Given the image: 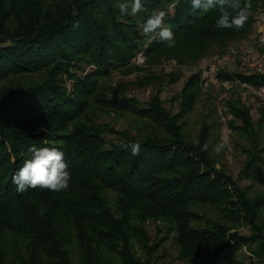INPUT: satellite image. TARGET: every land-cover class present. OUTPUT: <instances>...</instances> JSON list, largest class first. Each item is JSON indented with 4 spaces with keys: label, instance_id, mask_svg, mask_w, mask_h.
<instances>
[{
    "label": "trees",
    "instance_id": "1",
    "mask_svg": "<svg viewBox=\"0 0 264 264\" xmlns=\"http://www.w3.org/2000/svg\"><path fill=\"white\" fill-rule=\"evenodd\" d=\"M119 2L0 0V264H153L163 239L151 242L150 220L168 228L192 264H245L244 250L264 261V192L254 188L264 178V118L231 105L246 156L235 179L213 150L212 124L196 135L187 129L197 97L190 85L173 115L159 97L142 105L112 82L114 71L132 72L140 53L147 63L196 64L215 47L224 51L252 32L264 0H251L239 31L215 27L218 8L141 0L149 13L166 12L174 47L143 33L147 13L121 16ZM218 76L264 86V71ZM110 115L127 125L104 122ZM135 142L133 157L124 145ZM33 147L64 153L67 189L17 191L12 177Z\"/></svg>",
    "mask_w": 264,
    "mask_h": 264
},
{
    "label": "rangeland",
    "instance_id": "2",
    "mask_svg": "<svg viewBox=\"0 0 264 264\" xmlns=\"http://www.w3.org/2000/svg\"><path fill=\"white\" fill-rule=\"evenodd\" d=\"M262 35H264V9L258 13L256 23L248 37L230 42L224 51L215 47L196 64H181L176 60L168 59L147 63L145 57L140 53L134 60L135 66L131 68L132 72L126 74L123 70L114 71L112 82L127 85V95L136 98L142 105H146L154 97H159L166 109L173 115L180 113L185 87L190 85L189 88H186L187 93L195 90L197 97L188 115L187 129L196 135L204 124H212L211 129L217 143L225 141L228 145L220 152L222 162L229 173L237 179L244 167L246 157L238 144L245 145V141L239 135L238 129L234 130L232 127L231 123L241 126L242 122L235 117L231 105L246 110L254 122L259 121L264 118V86L256 87L229 80L223 81L218 75H210L202 68V65L204 61H213L232 47L242 51L250 46L256 48L251 63L256 65L264 63V47L259 42ZM222 71L231 74L259 72L250 66H243L238 60L232 65L226 66ZM103 121L112 123L119 130L127 125L123 119L117 120L112 115L104 117ZM249 183L246 180L240 181L244 187ZM254 188L264 192V178L258 181ZM204 212L221 220V216L216 210L206 208ZM261 222L264 224L263 220ZM146 229L152 243L163 239V246L152 257L153 264H192L181 257L175 236L168 235V228L161 221L150 220ZM241 232L243 234L250 233L248 228L241 229ZM244 253L245 264H264V261L249 256L247 250H244Z\"/></svg>",
    "mask_w": 264,
    "mask_h": 264
},
{
    "label": "clouds",
    "instance_id": "3",
    "mask_svg": "<svg viewBox=\"0 0 264 264\" xmlns=\"http://www.w3.org/2000/svg\"><path fill=\"white\" fill-rule=\"evenodd\" d=\"M193 8L207 11L218 8L219 17L215 21L217 29H243L251 15V0H191ZM121 16L136 17L140 13H147L146 20L140 24L144 34H156L159 41L167 42L168 47L175 46L174 33L164 26L166 12L163 10H149L141 0H123L115 5ZM37 132L46 133L44 127H39ZM198 143V142H197ZM225 141L217 143L213 150L219 154L227 147ZM124 147L130 149L133 157L141 153L139 142L129 143ZM205 143L202 150L206 151ZM31 158L23 161L22 166L13 175V183L17 185L18 192L27 191L29 188H40L50 191H61L69 187L71 174L64 153L56 147L30 148Z\"/></svg>",
    "mask_w": 264,
    "mask_h": 264
},
{
    "label": "built area",
    "instance_id": "4",
    "mask_svg": "<svg viewBox=\"0 0 264 264\" xmlns=\"http://www.w3.org/2000/svg\"><path fill=\"white\" fill-rule=\"evenodd\" d=\"M259 42L262 47H264V35L259 39ZM256 53V48L250 46L242 51L232 47L225 53L221 54L213 61L203 62L202 68L206 70L210 75L216 76L228 65H232L235 61H240L243 66H250L253 69H257L259 72L264 71V63H251V59ZM247 85V83H244Z\"/></svg>",
    "mask_w": 264,
    "mask_h": 264
}]
</instances>
